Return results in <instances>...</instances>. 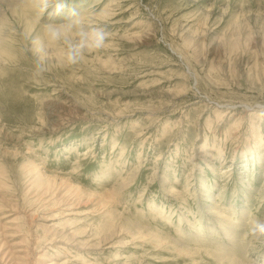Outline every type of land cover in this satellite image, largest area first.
<instances>
[{
  "label": "rangeland",
  "instance_id": "374dc122",
  "mask_svg": "<svg viewBox=\"0 0 264 264\" xmlns=\"http://www.w3.org/2000/svg\"><path fill=\"white\" fill-rule=\"evenodd\" d=\"M105 5L71 70L0 58V264H264V0Z\"/></svg>",
  "mask_w": 264,
  "mask_h": 264
},
{
  "label": "clouds",
  "instance_id": "9594fccd",
  "mask_svg": "<svg viewBox=\"0 0 264 264\" xmlns=\"http://www.w3.org/2000/svg\"><path fill=\"white\" fill-rule=\"evenodd\" d=\"M113 15L108 5L81 8L69 7V0H0V58L11 63L23 55L31 63L32 80L39 84L53 68L71 70L105 50L113 35ZM27 19L36 25L30 31ZM247 234L264 238V219L249 220Z\"/></svg>",
  "mask_w": 264,
  "mask_h": 264
}]
</instances>
